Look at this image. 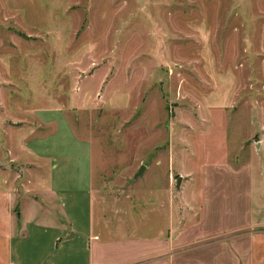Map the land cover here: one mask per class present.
I'll use <instances>...</instances> for the list:
<instances>
[{"label":"rangeland","instance_id":"obj_1","mask_svg":"<svg viewBox=\"0 0 264 264\" xmlns=\"http://www.w3.org/2000/svg\"><path fill=\"white\" fill-rule=\"evenodd\" d=\"M58 107L112 228H183L204 164L263 165L264 0H0V143Z\"/></svg>","mask_w":264,"mask_h":264},{"label":"crops","instance_id":"obj_2","mask_svg":"<svg viewBox=\"0 0 264 264\" xmlns=\"http://www.w3.org/2000/svg\"><path fill=\"white\" fill-rule=\"evenodd\" d=\"M14 134L0 143V264H264V137L261 169L204 164L199 219L175 231L173 212L163 224L158 207L149 221L112 228L92 184L91 143L62 108Z\"/></svg>","mask_w":264,"mask_h":264},{"label":"water","instance_id":"obj_3","mask_svg":"<svg viewBox=\"0 0 264 264\" xmlns=\"http://www.w3.org/2000/svg\"><path fill=\"white\" fill-rule=\"evenodd\" d=\"M180 180H181V177H178L177 178V184H176L177 187L179 186Z\"/></svg>","mask_w":264,"mask_h":264}]
</instances>
